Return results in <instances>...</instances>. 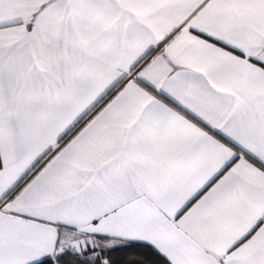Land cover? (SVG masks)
I'll return each instance as SVG.
<instances>
[{
	"label": "snow or ice",
	"instance_id": "6c2138e0",
	"mask_svg": "<svg viewBox=\"0 0 264 264\" xmlns=\"http://www.w3.org/2000/svg\"><path fill=\"white\" fill-rule=\"evenodd\" d=\"M0 264H264V0H0Z\"/></svg>",
	"mask_w": 264,
	"mask_h": 264
}]
</instances>
